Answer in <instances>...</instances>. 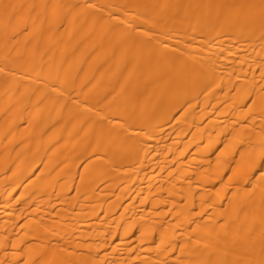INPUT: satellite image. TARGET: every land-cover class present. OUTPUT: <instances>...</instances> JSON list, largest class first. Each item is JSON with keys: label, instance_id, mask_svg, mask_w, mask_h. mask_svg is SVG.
Returning a JSON list of instances; mask_svg holds the SVG:
<instances>
[{"label": "bare ground", "instance_id": "obj_1", "mask_svg": "<svg viewBox=\"0 0 264 264\" xmlns=\"http://www.w3.org/2000/svg\"><path fill=\"white\" fill-rule=\"evenodd\" d=\"M0 264H264V0H0Z\"/></svg>", "mask_w": 264, "mask_h": 264}]
</instances>
